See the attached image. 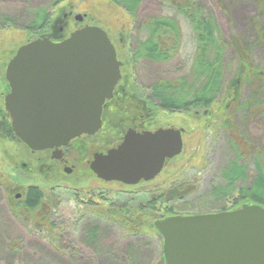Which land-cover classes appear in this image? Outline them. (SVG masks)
Returning a JSON list of instances; mask_svg holds the SVG:
<instances>
[{
	"label": "rangeland",
	"instance_id": "1",
	"mask_svg": "<svg viewBox=\"0 0 264 264\" xmlns=\"http://www.w3.org/2000/svg\"><path fill=\"white\" fill-rule=\"evenodd\" d=\"M53 1L0 0V13L11 14L21 24L28 25L35 10L50 8ZM204 1L209 13H213L218 20L226 41H230L232 35H244L249 29L248 22L255 17L258 11L254 0H221L229 10L230 19H228L218 7L216 0ZM59 7H61L59 12L73 10L77 15L86 16L83 24L103 29L118 51L126 49L127 44L133 45V37L137 27L135 22L137 20L132 19L122 7L108 0H65L60 3ZM155 14L164 15L169 13L156 2L144 1L141 8V18ZM170 14L173 15L171 12ZM72 22L67 27L68 31L73 29ZM180 24L182 43L180 53L175 59L164 64H154L146 61H138L135 64L134 79L139 83L141 82L142 89L147 90L160 79H174L190 73L196 50L195 38L190 25L181 17ZM65 34H68L67 31ZM36 36L37 34L28 33L19 28L0 30V109L4 108L2 106L4 102L2 87L7 84L5 80L6 66L17 50ZM121 39L124 40L126 46L123 45ZM123 53L125 54V51ZM257 54L259 58L256 60V65L259 66L264 57V50H258ZM199 117L201 118V115ZM259 117L251 120V122L249 121L250 123L241 124L240 132L246 139L264 150V115ZM200 118H196L194 114L161 116L160 122L162 124L169 122L178 126H185L190 132L184 137V151L181 156L174 163L167 166L155 181L147 183L144 188L145 191L141 194L136 192L135 194H128L129 196L127 193L125 195L124 189L116 185L105 187L99 185V187L93 184L92 190L96 193H105L107 198L112 197L114 206V203L119 205L128 201V208L136 209L138 214L140 212L139 215L134 213L133 216H140L139 222L143 224V228L153 226L154 219L150 214L154 212L151 205L146 207L145 211H141V208H138L140 204L148 205V203L153 204V202H156L153 205L155 206L156 215L165 217L164 207L160 205L161 200L172 197L178 191L181 194L180 190L182 189H185L186 198L179 202L170 201L168 203V207L173 209L175 215L217 213L221 209L232 208L233 204L227 200L216 201L209 195L210 190L219 182L220 169L232 156L228 142L229 135L222 128L218 132L211 128L206 129L205 125L201 126ZM7 119L10 121L9 118ZM202 127L204 128L202 129ZM103 148L102 146L95 147L96 150ZM26 155L27 151L22 145L0 134V183L2 185L0 191V264H135L131 260L126 262L115 261L110 251L133 253L139 257L138 264H157L155 259L158 258L161 252L158 240L148 235L139 239L120 237V231L114 225L116 222H109L110 219L105 221L99 216L103 210L110 207L107 203L102 202L104 198L94 195L90 198L86 196L87 199L81 194L87 192V185L72 186V179L58 183L54 186L57 189L50 190V185H45L43 181H40L39 176L37 177V181L42 186L41 190L46 194L44 202L54 206L51 217L52 221L57 223L56 227L61 238V244L58 248L51 245L44 231L40 232L35 227L30 229L25 219L18 217V215L21 216L20 213L13 216L8 209L5 198L11 197L14 199L16 194L24 193V191L21 188L19 191L16 190L19 184L13 181L15 165L12 164L10 158L21 159ZM253 170L254 168H251V171ZM175 179L176 182L174 183L173 180ZM253 181L254 178L248 183L249 186ZM27 186V184H24V189ZM13 190L16 192H13ZM117 191H122L124 198L120 195L121 192L116 194ZM22 199H16V201ZM154 199L156 200L154 201ZM84 200L95 201L100 205L99 209L94 213L83 210L82 212L79 207H83ZM45 207L47 206L44 205L42 209L46 210ZM132 212L135 211L132 210ZM112 216H108V218ZM81 217H83V221L81 220L80 224L75 223V220ZM118 217L120 218L119 214ZM95 226L100 230L97 233V239L100 236L99 243L95 247L89 248L87 245V248H83L82 253H80V256H83L82 259L70 258L72 251H70L69 246L77 247L76 242L83 245L84 236L89 234L90 229ZM146 233L152 234L150 231H146L144 234ZM64 252L67 255L66 257L63 256Z\"/></svg>",
	"mask_w": 264,
	"mask_h": 264
},
{
	"label": "water",
	"instance_id": "2",
	"mask_svg": "<svg viewBox=\"0 0 264 264\" xmlns=\"http://www.w3.org/2000/svg\"><path fill=\"white\" fill-rule=\"evenodd\" d=\"M82 22L84 16L77 15ZM122 63L108 34L85 26L61 42L48 37L20 47L5 79V109L15 138L32 151L58 150L102 126L104 106L121 79ZM183 152L182 131H129L92 171L106 182L151 181ZM20 196L18 195L17 198ZM166 264H264V207L173 216L155 223Z\"/></svg>",
	"mask_w": 264,
	"mask_h": 264
},
{
	"label": "trees",
	"instance_id": "3",
	"mask_svg": "<svg viewBox=\"0 0 264 264\" xmlns=\"http://www.w3.org/2000/svg\"><path fill=\"white\" fill-rule=\"evenodd\" d=\"M63 1L54 0L50 8L35 10L28 25L21 24L11 14L0 13V30L19 28L41 34L50 24L53 11ZM108 1L122 7L132 19L137 20L133 38L134 62L164 64L175 59L182 43L180 17L190 25L196 43L190 73L179 78L160 79L147 89L158 100L162 111L198 112L199 115L204 113L209 116L218 114L214 127L228 133L232 156L220 169L219 182L209 195L216 201L225 199L233 207L217 213L238 209L245 204L264 207V150L240 132L241 124L264 115V57L260 59L261 64L256 65L259 58L257 51L264 50V0H254L258 11L248 22L249 29L242 36L232 35L230 41L225 40L218 20L213 13H209L204 0H148L158 3L169 14L144 18H141V8L147 0ZM216 3L230 19L226 5L221 0H216ZM5 138L10 139V136ZM251 168L254 170L251 171ZM252 178L254 181L249 186ZM180 191L181 194L178 191L172 197L161 200L165 217L175 215L173 209L168 207L170 201L179 202L186 198L185 189ZM45 196L43 191L32 188L21 201L11 197H6L5 201L13 216L20 213L18 217L30 219L33 227L43 228L47 240L58 248L61 238L57 223L51 217L54 206L44 202ZM155 204L148 203L146 207L151 205L154 210ZM44 205L47 206L46 210L42 209ZM139 218L129 215L128 222L120 220L119 224L128 225L129 234L151 232L148 226L142 227ZM94 235L97 242V235ZM129 256L135 259L137 255L130 253ZM162 258L163 255L157 264H166Z\"/></svg>",
	"mask_w": 264,
	"mask_h": 264
},
{
	"label": "flooded vegetation",
	"instance_id": "4",
	"mask_svg": "<svg viewBox=\"0 0 264 264\" xmlns=\"http://www.w3.org/2000/svg\"><path fill=\"white\" fill-rule=\"evenodd\" d=\"M60 8L61 7H59V5L55 8V11H53V15L51 16V21L48 27L45 29L43 33L38 34L34 39L48 37L53 42L57 43L68 38L76 30L81 29L85 26H89L87 24H83L86 16L84 17L82 22H78L75 19L77 14H75L73 10L66 12H59ZM71 21H73L72 22L73 29L71 31H68L67 27H69ZM66 31L68 33L67 35L65 34ZM32 40H28L27 43ZM123 41L124 40L121 39L123 45L125 44L124 46H126V43H124ZM133 44H134V39H133ZM133 48H134L133 45L130 46L129 44H127L126 49L124 48L123 50L125 51L124 54L122 50L118 51L117 47H115L117 52V58L122 63L120 67V73L122 77L118 85L116 86L113 98L109 100V102L106 103L104 106L103 115H102V126L96 134L92 136L83 135L80 138L71 141L68 145L59 148L58 150L56 149L53 150L49 149L43 151L30 150L25 144H23L20 140L15 138L11 127V122L8 121L7 119L9 118L10 120V116L5 109V97L10 92V88L7 81H6L7 84L2 87L4 92L3 93L4 102L2 106L4 108L0 109V134L4 137L10 136V139L12 141L18 142L27 151V155L24 158L21 159L14 157L10 158L12 164L15 165V171L13 172L15 176H13L14 179L13 181H15L16 184H19L17 185L16 190L18 189L17 191H19L23 189L22 191H24V193L21 192L16 194L14 196L15 200L20 198H25L28 194V191H30L32 188L41 190L42 187L41 183L37 181L38 176L40 178V181H43L45 185H50L49 186L50 190L57 189V187L55 188L54 186L57 185L58 183H62L68 179H72V184H71L72 186L78 184L87 185L86 186L87 192L81 193L85 197L87 196L88 198H90L95 195L97 197L100 196L101 198H104L102 202H105V204L107 203L110 207H108L107 210H103V212L99 216L105 221H108V219H110L109 222L115 221L116 223L114 225L117 229H119L120 237L125 239L128 238L139 239L142 238L143 236L148 235L156 238L158 240L159 246L162 247L163 242L160 239L159 233L155 227V223L167 219L169 217L178 216V215H172L166 217H164L163 215L157 216L155 211L153 210L154 213H151L150 215L153 217L154 222L152 227L149 226V228L152 229L151 230L152 234H144V233H140L137 235L129 234L128 225L125 224L121 226L118 223V221L127 220L128 222L129 215H133L134 213L138 215L137 210L131 209L130 207L128 208L129 205L127 204L128 201L127 202L125 201V203H121L119 205L114 203L115 204L114 206L112 202L113 200L112 197L107 198L105 197L106 195L105 193H96V191L92 190L93 184L98 186L100 185L103 187L116 185L124 189L123 192H125V195L126 193L127 195L128 194L131 195V194H135L136 192H140L141 194L143 191H145L144 188L147 183L155 181L162 174L164 169L170 164L174 163L176 159L181 155H179L178 157L172 159L169 163H167L164 166L162 172L155 179L148 182L142 180L137 185H125L119 182H106L102 179H99L98 176L91 169L95 157L100 154L107 155L109 151L117 149L123 143L124 138L129 131H134L137 134H144L146 132L155 133L161 129L182 131L183 151H184V137L190 131H188V129L185 126H181V125L178 126L174 123L168 122L166 124H162L160 122V118L162 115L174 116L177 114L178 115L194 114L196 118H200L198 112H193V113L166 112L160 109L158 100L153 95H151L150 90L142 89V86L140 84L141 82L139 83L136 79H134L135 78L134 67L135 64L138 62H134V60L132 59V56L134 55ZM202 115L201 118L199 119L201 126L205 125L206 129L211 128L212 130H216L217 132L219 130H222L221 128L216 129L214 127L216 125V121L218 120L217 118L218 114H213V116H209V114L202 113ZM203 128L204 127H202V129ZM97 146H102L104 148L96 150L95 147ZM173 182L175 183L176 179L173 180ZM24 184L28 185L25 189H24ZM1 189H2V185L0 183V191ZM13 192L16 191L13 190ZM119 192H121L120 195H122L124 198L123 192L122 191ZM119 192L117 191L115 193L117 194ZM18 195L20 196L19 198H17ZM156 199H154V201ZM99 207L100 205L95 201L84 200L83 207L81 206L79 208L81 211L83 210L94 213L97 209H99ZM138 208L139 209L141 208V211H145L146 204L141 203ZM132 210L135 212H132ZM118 214L120 215V218L118 217ZM89 215L93 216L92 214ZM108 216H112V217L108 218ZM181 216H187V215H181ZM24 219L29 224V228L32 229L33 226L31 224V220L28 218H24ZM81 220L83 221V217L76 219L75 223H79ZM38 229L40 232L44 231L43 228H38ZM97 229L99 230L97 226L90 229V233L84 236L85 238L83 239L84 240L83 245L80 244V242L79 244L78 242H76V244L78 245L77 247L73 245L69 246L70 251H72L70 258L82 259L83 256H80V253H82L83 248H85L87 245L89 246V248L95 247V245L99 243L100 236L98 237L97 242L94 241V236H95L94 234L97 235L98 233V232L96 233L94 232ZM64 248L67 249L66 247ZM110 254L112 255L115 261L126 262L131 260L132 262L135 261L137 262L139 259L138 256H135L136 258L133 259L131 256H129V253L127 252L124 253L120 251L117 252L110 251ZM161 255H163V251L160 252L158 258L155 259V261H159L160 260L159 257ZM63 256L65 257L67 256L65 252L63 253ZM162 260L165 262L164 255Z\"/></svg>",
	"mask_w": 264,
	"mask_h": 264
}]
</instances>
